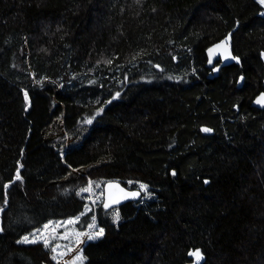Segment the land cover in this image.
<instances>
[{
  "label": "trees",
  "instance_id": "1",
  "mask_svg": "<svg viewBox=\"0 0 264 264\" xmlns=\"http://www.w3.org/2000/svg\"><path fill=\"white\" fill-rule=\"evenodd\" d=\"M236 23L232 60L210 78L206 49ZM160 84V108L139 101ZM57 89L80 112L68 131L85 128L63 155L64 134L42 133ZM263 89L260 0H0V243L78 215L89 181L160 179L154 226L118 233L100 205L82 264H181L196 250L194 264H264V107L251 105ZM26 248L52 264L42 243Z\"/></svg>",
  "mask_w": 264,
  "mask_h": 264
},
{
  "label": "rangeland",
  "instance_id": "2",
  "mask_svg": "<svg viewBox=\"0 0 264 264\" xmlns=\"http://www.w3.org/2000/svg\"><path fill=\"white\" fill-rule=\"evenodd\" d=\"M6 24L10 23L6 22ZM49 92L54 97L56 108L45 124L42 133L43 137L47 139L58 134H64V137L55 143V146L63 155L68 147L78 144L80 135L84 133L85 128L77 131H68L78 121L80 112L68 102L67 98L60 95L58 89L56 91L50 90ZM170 95H172L171 87L166 84H160L157 88H153L142 95L139 101L145 105H156V107L160 108L163 105V100ZM97 122L108 126V123L102 119ZM110 159L109 157H102L93 164L72 168L69 174L84 173L89 167L108 162ZM128 163L137 168L147 167V161L138 158L135 154L129 156ZM91 182H93L91 191H80L82 188L88 187L89 182L78 189L79 195L86 202L83 210L78 215L64 219L48 220L38 228L22 235L15 246L10 245L7 241L0 243V264H48L26 248V245L31 243H42L45 247V242L49 245L45 248L50 251L52 264H82L85 260L82 254L84 244L100 238L103 233L99 235L97 233H99L100 229H103L104 232L105 224V219L98 211V207L102 205L103 201V184L102 181ZM141 185H146L147 187L141 188ZM126 186L138 188L141 191V197L136 201L133 200L121 206L108 209L109 226L118 233L137 236L141 230H149L154 226V219L149 215V203L166 192V185L162 180L156 179L146 183L140 180H127ZM89 211L93 214H91L90 221L85 226L86 228L78 229L77 222L80 217ZM117 213L119 214L118 220L115 218ZM77 217H79L78 220ZM93 217H95V226L90 227L93 224ZM67 221H72V223H66ZM45 225H48V227L45 228ZM89 236H94L95 238L89 239ZM25 237H28V241L24 240ZM53 248L56 249L55 252L52 251ZM54 256L55 259H53ZM77 257L82 258L77 259ZM194 262L195 260L188 261V258H185L181 264H194Z\"/></svg>",
  "mask_w": 264,
  "mask_h": 264
},
{
  "label": "water",
  "instance_id": "3",
  "mask_svg": "<svg viewBox=\"0 0 264 264\" xmlns=\"http://www.w3.org/2000/svg\"><path fill=\"white\" fill-rule=\"evenodd\" d=\"M237 23L235 26L225 35V37L217 41L213 44H211L207 49H206V56H207V61H206V66L208 68L214 66L212 68V71L209 73V77L216 76L219 69L221 68L222 65L227 64L229 61L232 60L231 58V47H230V41H231V35L232 32L236 29ZM219 45V47H217ZM211 50V51H210ZM228 58H231L228 61ZM220 62L219 64L215 65V62L218 60ZM211 61V62H210ZM242 80V77L240 78V81L238 84H240ZM262 94H264V90L260 91L257 93V95L253 98L251 101V105L257 108H262L264 107V100H261L260 103H258V99L262 97ZM210 129L207 126H200L199 130L203 134H211L212 129L209 132L203 131V129ZM109 182H112L111 185H109ZM130 193H139V195L132 196L129 195ZM141 197V191L138 188H129L126 185H124L119 179H109L106 180L103 183V201H102V207L106 210L121 206L123 204H126L128 202H132L133 200L136 201ZM105 204L109 205L108 207H105ZM190 252H196V251H189L188 256L193 257L196 261L201 260V254L199 253V258L194 257L192 255H189Z\"/></svg>",
  "mask_w": 264,
  "mask_h": 264
},
{
  "label": "snow or ice",
  "instance_id": "4",
  "mask_svg": "<svg viewBox=\"0 0 264 264\" xmlns=\"http://www.w3.org/2000/svg\"><path fill=\"white\" fill-rule=\"evenodd\" d=\"M260 3H262V4H264V0H260ZM217 47H219V45H217ZM211 51V50H210ZM234 59H235V57H233ZM211 62V61H210ZM25 98L27 99V93H25ZM261 100H264V94H262V97L260 98V99H258V103H260L261 102ZM88 123H91V120H88L87 121ZM203 131H205V132H209V131H211V129H207V128H205V129H203ZM173 175H175V173H173ZM16 179L17 180H20V179H22V177L20 176V173H19V170H17V174H16ZM111 183L112 182H109V185H111ZM205 183H207V181H205ZM98 186V185H97ZM8 187V185H5V188H7ZM92 187H93V182H91V181H89V185H88V187H86V188H82L80 191L81 192H89V191H91V189H92ZM147 186L146 185H141V188H146ZM129 195H132V196H136V195H139V193H130ZM109 205H107V204H105V207H108ZM87 207V206H86ZM117 220L119 219V214L117 213V215H116V217H115ZM79 219V217H77V220ZM66 223H72V221H67ZM95 226V217H93V224L92 225H90V227H94ZM45 228H47L48 227V225H45L44 226ZM103 233V229H100L99 230V233H97V235H99V234H102ZM89 239H93V238H95L94 236H89L88 237ZM24 240L25 241H28V237H25L24 238ZM33 242H35V241H33ZM49 245H48V243L47 242H45V247H48ZM55 248H53L52 249V251H54L55 252ZM189 255H192V256H194V257H197V258H199V250H196V252H190L189 253ZM82 257H77V259H81ZM53 259H55V256L53 257Z\"/></svg>",
  "mask_w": 264,
  "mask_h": 264
},
{
  "label": "bare ground",
  "instance_id": "5",
  "mask_svg": "<svg viewBox=\"0 0 264 264\" xmlns=\"http://www.w3.org/2000/svg\"><path fill=\"white\" fill-rule=\"evenodd\" d=\"M216 62H217V61H216ZM217 64H219V63H217ZM215 65H216V64H215ZM213 67H214V66L210 67V68H211V71H212V68H213ZM263 90H264V89H263ZM256 95H257V94H256ZM256 95H255V96H256ZM255 96H254V97H255ZM252 100H253V99H252Z\"/></svg>",
  "mask_w": 264,
  "mask_h": 264
},
{
  "label": "flooded vegetation",
  "instance_id": "6",
  "mask_svg": "<svg viewBox=\"0 0 264 264\" xmlns=\"http://www.w3.org/2000/svg\"><path fill=\"white\" fill-rule=\"evenodd\" d=\"M220 62V59H219V61L217 60V62H215V64H217V63H219Z\"/></svg>",
  "mask_w": 264,
  "mask_h": 264
}]
</instances>
